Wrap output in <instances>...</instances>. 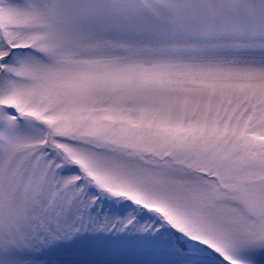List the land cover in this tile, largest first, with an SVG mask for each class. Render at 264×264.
<instances>
[{
	"label": "snow or ice",
	"instance_id": "snow-or-ice-1",
	"mask_svg": "<svg viewBox=\"0 0 264 264\" xmlns=\"http://www.w3.org/2000/svg\"><path fill=\"white\" fill-rule=\"evenodd\" d=\"M0 264H264V0H0Z\"/></svg>",
	"mask_w": 264,
	"mask_h": 264
}]
</instances>
